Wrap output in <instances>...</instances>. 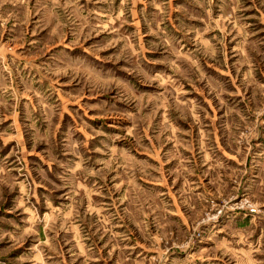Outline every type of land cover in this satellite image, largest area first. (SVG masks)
I'll list each match as a JSON object with an SVG mask.
<instances>
[{
    "label": "rangeland",
    "instance_id": "374dc122",
    "mask_svg": "<svg viewBox=\"0 0 264 264\" xmlns=\"http://www.w3.org/2000/svg\"><path fill=\"white\" fill-rule=\"evenodd\" d=\"M0 264H264V0H0Z\"/></svg>",
    "mask_w": 264,
    "mask_h": 264
}]
</instances>
